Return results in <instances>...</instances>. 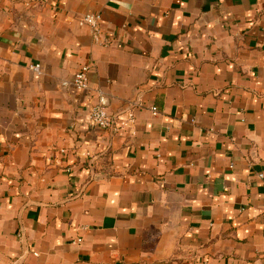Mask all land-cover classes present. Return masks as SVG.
<instances>
[{
    "label": "crops",
    "instance_id": "1",
    "mask_svg": "<svg viewBox=\"0 0 264 264\" xmlns=\"http://www.w3.org/2000/svg\"><path fill=\"white\" fill-rule=\"evenodd\" d=\"M0 264H264V0H0Z\"/></svg>",
    "mask_w": 264,
    "mask_h": 264
},
{
    "label": "built area",
    "instance_id": "2",
    "mask_svg": "<svg viewBox=\"0 0 264 264\" xmlns=\"http://www.w3.org/2000/svg\"><path fill=\"white\" fill-rule=\"evenodd\" d=\"M77 23L81 27L89 29L90 34L94 42L109 46L112 43V38L106 35L102 29V15L99 12H90L80 16L77 19ZM34 70H39V65L36 64L33 67ZM89 71L90 64L84 63L80 65L78 70L73 74L70 84L78 90H87L89 88ZM96 101L91 106L89 112L90 121L101 128H108L112 124V118L105 109V95L102 90H95ZM153 113L158 111L157 107H152ZM262 176V175H260ZM76 239L73 242L80 241Z\"/></svg>",
    "mask_w": 264,
    "mask_h": 264
}]
</instances>
